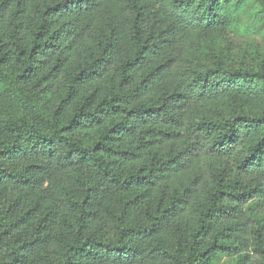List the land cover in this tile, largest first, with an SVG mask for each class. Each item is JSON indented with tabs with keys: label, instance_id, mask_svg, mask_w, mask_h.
Wrapping results in <instances>:
<instances>
[{
	"label": "trees",
	"instance_id": "obj_1",
	"mask_svg": "<svg viewBox=\"0 0 264 264\" xmlns=\"http://www.w3.org/2000/svg\"><path fill=\"white\" fill-rule=\"evenodd\" d=\"M0 264H264V0H0Z\"/></svg>",
	"mask_w": 264,
	"mask_h": 264
},
{
	"label": "rangeland",
	"instance_id": "obj_2",
	"mask_svg": "<svg viewBox=\"0 0 264 264\" xmlns=\"http://www.w3.org/2000/svg\"><path fill=\"white\" fill-rule=\"evenodd\" d=\"M241 22V32H236L230 35V38L227 43L219 44L222 47L224 54L230 56L232 61H237L238 57L242 54L241 51L245 48V44L248 40H255L257 43L261 44L263 42L259 34H256L255 30L259 25H253L247 21V19H242ZM235 62L231 63V66H234Z\"/></svg>",
	"mask_w": 264,
	"mask_h": 264
}]
</instances>
